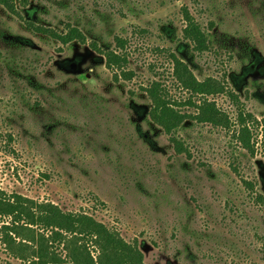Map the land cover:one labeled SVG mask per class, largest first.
I'll use <instances>...</instances> for the list:
<instances>
[{
    "label": "rangeland",
    "instance_id": "374dc122",
    "mask_svg": "<svg viewBox=\"0 0 264 264\" xmlns=\"http://www.w3.org/2000/svg\"><path fill=\"white\" fill-rule=\"evenodd\" d=\"M15 1L23 19L0 5L1 188L91 215L138 243L145 264H264L261 133L251 154L233 129L188 119L176 134L187 150L177 153L144 91L160 80L187 100L172 76L175 53L264 118V0ZM185 7L208 50L184 37ZM26 20L59 32L72 24L86 42L63 44ZM117 37L132 79L116 78L93 48H116ZM209 99L234 119L227 94ZM0 264L29 263L0 241Z\"/></svg>",
    "mask_w": 264,
    "mask_h": 264
},
{
    "label": "trees",
    "instance_id": "16d2710c",
    "mask_svg": "<svg viewBox=\"0 0 264 264\" xmlns=\"http://www.w3.org/2000/svg\"><path fill=\"white\" fill-rule=\"evenodd\" d=\"M0 5L9 13L24 18L15 0H0ZM184 16V37L195 50H208V35L186 7ZM25 22L31 30L63 44L86 42L84 32L72 24H67L65 31L59 32L31 21ZM116 41V48L105 50L95 43L93 48L105 56L107 67L116 78L132 79L133 72L127 69L129 60L124 51L127 40L117 37ZM170 56L172 76L177 86L189 95L187 100L179 101L160 80H154L144 91L151 100V120L169 136L177 153L187 150L176 134L188 119L233 129L241 147L251 154L255 153V139L261 133V145L264 148V118L259 119L246 111L239 96L228 90L221 81L212 77L199 80L186 62L175 53H170ZM219 94H227L232 100L237 109L234 119L215 100L209 99ZM197 97L200 99L196 100ZM182 106H190L195 112H185L181 110ZM247 184L254 189L252 183ZM254 198L264 205L262 194L256 193ZM0 219L3 223L0 226V241L11 255L29 264H145L138 243L125 241L118 232L91 215L64 211L52 202L37 201L19 193L7 194L1 186ZM89 242L97 249V256L92 254Z\"/></svg>",
    "mask_w": 264,
    "mask_h": 264
}]
</instances>
